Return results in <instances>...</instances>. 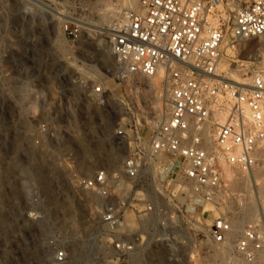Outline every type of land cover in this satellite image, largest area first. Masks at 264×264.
<instances>
[{
    "label": "built area",
    "instance_id": "obj_1",
    "mask_svg": "<svg viewBox=\"0 0 264 264\" xmlns=\"http://www.w3.org/2000/svg\"><path fill=\"white\" fill-rule=\"evenodd\" d=\"M60 31L72 47L81 41L77 25L63 21ZM253 40L264 42V0H138L121 12L107 29L116 75L80 81L82 94L106 110L112 99L124 103L134 79H160L166 111L114 130L101 117L113 147L103 141L97 156L82 144L95 142L94 118L71 117L36 86L11 116L12 137L26 140L29 192L18 207L43 226L50 264H205L209 247L222 249L237 220L227 205L239 216L247 204L233 186L264 165V60L245 83L224 70ZM12 188L7 204L16 209L22 190ZM263 217L246 221L233 242L246 264L264 255Z\"/></svg>",
    "mask_w": 264,
    "mask_h": 264
},
{
    "label": "rangeland",
    "instance_id": "obj_2",
    "mask_svg": "<svg viewBox=\"0 0 264 264\" xmlns=\"http://www.w3.org/2000/svg\"><path fill=\"white\" fill-rule=\"evenodd\" d=\"M124 1L39 0L36 4L34 1L0 0V172L3 175L0 177V264H50L43 243V226L27 223L22 208L18 207L25 204L23 198L29 192L28 175L22 166L27 156L24 151L26 140L12 137L11 116L17 111L23 112V102L35 98L36 86L43 85L47 98L61 99L71 117L87 118L90 115L96 124L103 117V122L109 124L111 130L129 122L134 126L151 124L164 116L159 115L161 109L164 113L166 111L160 79H134L126 85L124 103L112 99L106 110L88 107L82 94L80 81L106 80L112 83L116 75L117 65L109 53L107 29L121 12L138 6V0L129 5ZM63 21L72 23V28L75 25L80 27L82 37L75 47L65 41L60 31ZM262 60L264 42L253 40L242 46L234 59L225 63L224 70L231 81L245 83L249 67ZM137 86L140 88L138 94ZM13 100L19 104L13 105ZM99 127L97 124L95 142H83L88 146L101 145L103 149L104 141L105 146L112 148L109 135L104 136ZM18 140H21V146L16 149ZM243 177L246 185L244 182L237 184L233 190L245 195V211L237 216L232 204H228L225 210L242 226L250 219L260 218L263 213L264 165L254 170V174H243ZM13 186L19 187L23 196L16 201V209L15 206L10 209L7 204L11 191L16 189ZM251 204L256 205L258 212L250 213ZM15 210L17 215L13 217L11 212ZM240 234L230 239L229 244L225 240L224 246L228 247L225 264H246L233 254V242ZM215 252L214 248H208L205 264H221V258L214 260ZM263 258L257 264H264Z\"/></svg>",
    "mask_w": 264,
    "mask_h": 264
},
{
    "label": "bare ground",
    "instance_id": "obj_3",
    "mask_svg": "<svg viewBox=\"0 0 264 264\" xmlns=\"http://www.w3.org/2000/svg\"><path fill=\"white\" fill-rule=\"evenodd\" d=\"M135 3L136 1L135 0H125L124 1V4H126V5H129L130 3ZM117 10V9H116ZM113 13V12H112ZM115 13H117V12H115ZM246 82V81H245ZM161 111V112H160ZM159 112L161 113V114H159V115H165V113L163 112V110L161 109ZM85 142V141H84ZM82 143L83 144V146H85V153H87V154H89V155H94V156H97L101 151H102V146L101 145H90V146H88L87 144H85V143ZM103 145V144H102ZM254 174V173H253ZM228 177H231L230 175H228ZM243 179L244 178H242V177H240L239 178V180L242 182V184H243V182L245 183V185H246V183H247V181L244 179V181H243ZM15 191H16V189H14L13 191H11V193L12 194H14L15 193ZM250 207H249V210H250V213L251 214H253V213H255V212H258L257 211V209H256V205H254V204H251V205H249ZM248 207V206H247ZM263 209V208H262ZM248 210V211H249ZM247 211V212H248ZM263 213V215H264V209H263V211H262ZM232 231H231V233L229 234V238L226 240V242H227V244H229V240L230 239H232L234 236H236L237 234H239L240 232H241V230H242V225H241V222L240 221H238V220H236V221H233L232 222ZM225 241H224V243H226ZM227 244H225V245H227ZM231 247V246H230ZM227 252H228V247L227 246H224V244H223V247H222V250H216V252H215V254H214V256L213 257H215V259L214 260H216V259H222V261H221V264H225V255H227ZM231 254V253H230ZM229 256V255H228ZM264 256V255H263ZM231 257V256H230ZM229 257V258H230ZM236 258V257H235ZM220 259V260H221ZM230 261H232L233 262V260H232V258H230L229 259ZM263 260H264V258H263ZM241 261V260H240ZM235 263V262H234ZM241 264H242V262H241Z\"/></svg>",
    "mask_w": 264,
    "mask_h": 264
}]
</instances>
